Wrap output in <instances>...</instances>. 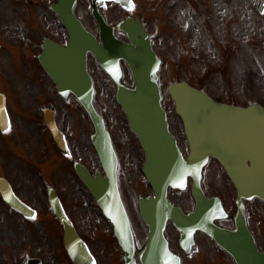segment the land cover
Instances as JSON below:
<instances>
[{"label": "water", "instance_id": "1", "mask_svg": "<svg viewBox=\"0 0 264 264\" xmlns=\"http://www.w3.org/2000/svg\"><path fill=\"white\" fill-rule=\"evenodd\" d=\"M67 10L56 11L62 16L71 36L68 48L58 47L64 64L61 76L47 67L57 81L58 91L63 95L74 94L88 112L95 126L93 143L99 153L106 177L92 178L84 167L77 172L89 187L99 205L115 224L116 237L128 257L135 253L134 237L121 199L118 183V159L103 117L94 106L95 89L87 71V55L92 53L102 68L111 76L117 89V100L127 115L131 130L139 138L145 152L143 171L150 181L156 198L140 201L142 215L151 229L148 252L169 254L168 244L162 237L167 215L187 231L184 243L190 242L195 227L207 232L217 244L233 256L237 264H264V252H260L255 238L247 227L243 199L258 197L264 200V107L250 105L246 108L218 103L205 92L186 83L169 87L175 100L176 111L181 115L191 154L186 162L169 130L167 114L162 107V95L158 72L161 66L152 40L144 25L133 17L110 25L100 8L106 1H116L124 7L131 0H93L92 15L99 26L102 42L91 33L74 15V0H64ZM116 31L125 32L129 42L119 39ZM121 61L130 69L134 85L123 82ZM74 62L75 64H70ZM9 119L5 98L0 94V128L5 130ZM211 157L218 159L235 183L239 208L235 216L236 227L228 230L215 225L214 220L223 216L220 203L206 202L199 186V171ZM195 178L194 195L198 212L184 216L175 209L167 197L169 186L185 189L188 176ZM1 181V179H0ZM5 200L24 214L31 215L27 208L13 195L9 184L0 183ZM57 217L64 225L65 246L74 264H91L92 257L73 225L65 216L59 201L52 202ZM212 218L204 219V213ZM163 215L158 222L156 216ZM221 218V217H219ZM30 259L26 264H40Z\"/></svg>", "mask_w": 264, "mask_h": 264}, {"label": "flooded vegetation", "instance_id": "2", "mask_svg": "<svg viewBox=\"0 0 264 264\" xmlns=\"http://www.w3.org/2000/svg\"><path fill=\"white\" fill-rule=\"evenodd\" d=\"M2 1L0 0V14L3 10ZM9 1L15 12L17 11V14L15 13L17 18L14 22L12 20L0 21V69L4 64L11 68L26 71L27 75L19 76L16 81H13V84L19 89L27 91L29 100L27 97H23L24 104L21 109H18L19 103L16 100L14 106L17 108L14 109L13 113L11 101L6 95L10 126L6 131L0 129V178L9 182L14 195L29 210L34 212L32 217L23 215L5 201L0 191V213L6 214L4 215L6 218L9 217L6 223L10 225L12 235L16 239L13 241L15 248L19 244L24 252L27 251L28 255L33 251L32 248L30 250L27 248L29 243L20 244L17 225L23 223H17L15 219L23 220L26 227L30 228L34 225L32 219L37 217L43 219L45 225L43 228L51 231L52 235L49 240L55 241L59 247L57 244L51 247L46 245L45 256H30L40 258L42 264H61L59 260L65 262L68 259L69 255L64 245V226L58 220L51 204L49 193H52L58 198L64 213L89 248L94 260L93 264H235L232 257L218 247L214 240L199 227H195L191 241L184 243V239L189 233L178 226L173 217L168 215L162 237L164 235L163 239H166L172 252L169 254L148 252L150 228L139 207V199L146 198L148 195L147 189L145 190L146 185H144V192L138 195L137 206L132 208L135 215L125 204L140 251L131 257H126L115 237L114 225L104 216L103 210L98 206L89 189L76 172L75 164L80 163L87 168L92 178H96L97 174H100V159L91 141L93 131L89 134L90 146L88 145L85 149L83 145L85 133L77 117H84L85 115L88 121L90 119L82 104L74 95L70 94L63 97L56 89L55 76H61L64 64L68 63L61 60L58 47H66L70 41L68 31L60 16L52 9V6L57 4L59 0ZM80 1L75 0V13L82 20L77 11L81 5ZM132 1L133 4L130 9L124 11L126 12L125 18L129 15L138 17L145 24L147 32L156 46L157 33L155 26L149 22V17L158 20L165 13L170 17L171 10L179 6L180 0H175L174 5H164L160 3V0H155L159 4L152 10H146L145 17H140L135 13L134 10H137L138 7L135 0ZM256 5L258 7L257 16L264 19V0H256ZM260 8H262V13L259 12ZM261 28L264 35V24ZM119 37L126 39L123 33H120ZM160 54L163 56L161 52ZM70 64L74 65L75 63L70 62ZM93 66H96L106 76L107 74L99 67L96 59L89 55L88 70L96 85ZM47 67L55 69V76L47 70ZM108 80H110L109 77ZM51 126L56 128L55 132ZM132 137V140L138 143L144 159V151L135 136L132 135ZM176 138L178 139L177 136ZM186 144L188 145L187 141ZM212 164L213 162H209L202 168L201 187L203 194L207 201H211L214 196L221 199L229 216L226 220H218L217 224L232 228L234 226L232 217L237 211V193L232 195L228 187L230 193L229 195L223 193L225 198L210 192L212 190L209 187L211 178L214 180L219 175L222 177L224 175L230 181L218 163H216V169L212 171ZM122 170L120 162L119 179ZM4 181L1 183L5 184ZM194 182V177H190L186 191L181 192L172 189L169 191L172 203L180 207L183 214L196 212V199L193 195ZM206 182H208L207 186ZM77 193L82 196L85 202H90L92 206L90 210L89 208L85 210L86 213L82 216L84 222H78L73 212V206L76 205L73 197ZM68 194L71 196L70 200ZM185 194L183 200L172 199V195L181 197ZM262 204L264 205V202L259 199L245 202L249 229L256 236L258 246L263 251L264 239L262 238L264 235L261 237V234L264 232L260 228V220L254 217L255 214H258L264 219ZM208 211L209 214L204 213L205 220L212 218L211 209ZM163 218V215L156 216L158 222L162 221ZM135 221H137L140 231H138ZM38 224L41 225L40 222ZM29 235H31L30 231ZM47 238L46 235V240ZM13 253L15 257H18L15 252Z\"/></svg>", "mask_w": 264, "mask_h": 264}, {"label": "rangeland", "instance_id": "3", "mask_svg": "<svg viewBox=\"0 0 264 264\" xmlns=\"http://www.w3.org/2000/svg\"><path fill=\"white\" fill-rule=\"evenodd\" d=\"M80 2L81 5L77 10L79 16L90 30L96 31V23L90 14L92 7L90 0ZM135 2L138 8L134 11L140 17H145L146 10H152L159 4L155 0H135ZM160 3L174 5L175 0H160ZM178 5L171 10L170 17L165 13L158 20L149 17V22L155 26L157 33L156 48L163 54L164 61L160 72L163 106L168 112L171 131L178 137L182 149L187 153L188 147L182 132L181 120L175 112L173 99L168 93L169 85L179 81L192 82V85L200 86L218 101L236 102L243 106L257 103L264 107V35L261 28L264 19L257 16L256 0H180ZM2 7L0 21L14 22L17 11L15 12L11 2L3 0ZM103 13L111 23L117 22L126 14L115 4H107ZM93 68L96 77L95 105L105 117L117 145L123 169L120 187L126 206L134 214L132 208L137 206L138 195L144 192L146 185L140 171L143 155L138 143L132 140L126 117L114 99V85L96 66ZM23 75H27L24 69L11 68L4 64L0 69V92L5 93L11 101L13 113L17 108L14 106L16 100L19 103L18 109L23 108V97L29 100L28 92L13 84V81ZM125 81L132 84L127 69H125ZM72 108L74 109V106ZM77 120L85 133L83 145L86 149L88 145L90 146L89 134L93 128L85 115L77 117ZM215 166L216 163H213L212 171L216 169ZM227 181L224 175L223 177L219 175L214 180L211 178L210 192L217 193L223 198H225L223 193L229 195L230 191L235 195L234 186ZM207 184L208 182L206 186ZM146 189L150 191L148 185L145 186ZM185 196L186 194L181 197L172 195V199L183 200ZM73 200L76 203L73 206L75 219L84 222L82 216L85 215V210L88 208L90 210L92 206L78 193L74 194ZM262 206L264 207L263 204ZM4 215L6 214L0 213V264H20L19 259L23 258L24 251L19 244L15 248L13 241L16 239L12 235L10 225L6 223L9 217L6 218ZM254 217L260 220V228L264 232L263 216L259 217L255 214ZM32 220L34 225L28 228L23 220L15 219V222L23 223L17 225L20 244L29 243L27 248L29 250L32 248L31 255L45 256L46 245L51 247L57 243L49 240L52 234L50 230L43 228L45 226L43 219L36 217ZM135 222L140 231L137 221ZM263 235L261 234V237ZM13 252L18 257H15ZM59 262L72 264L69 259Z\"/></svg>", "mask_w": 264, "mask_h": 264}]
</instances>
